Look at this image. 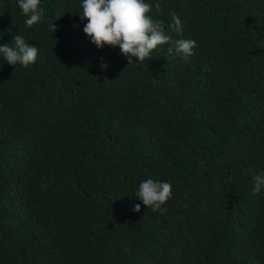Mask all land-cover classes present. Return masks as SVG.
Returning a JSON list of instances; mask_svg holds the SVG:
<instances>
[{"label": "trees", "instance_id": "trees-1", "mask_svg": "<svg viewBox=\"0 0 264 264\" xmlns=\"http://www.w3.org/2000/svg\"><path fill=\"white\" fill-rule=\"evenodd\" d=\"M149 2L171 40L129 62L80 0L31 27L0 0V43L39 49L0 59V264H264V0ZM148 177L173 185L163 211L136 197Z\"/></svg>", "mask_w": 264, "mask_h": 264}, {"label": "clouds", "instance_id": "clouds-1", "mask_svg": "<svg viewBox=\"0 0 264 264\" xmlns=\"http://www.w3.org/2000/svg\"><path fill=\"white\" fill-rule=\"evenodd\" d=\"M16 3L24 16L26 27L42 20V0H16ZM154 6L160 11L159 0H156ZM152 7L149 0H80L79 13L82 21L87 18L83 31L98 48L105 44L118 46L119 52L131 62L133 57L137 60L151 57L158 45L171 40L161 21L151 15ZM173 21L174 30L181 32V21L174 13ZM49 27L55 31L57 26L52 23ZM11 41L14 43H0V59L24 67L36 62L39 49L35 43L26 41L19 33ZM174 44L176 52L184 58L191 56L197 46V42L190 38L176 39ZM102 67H107V64H102ZM252 182L251 191L260 192L264 188V170L255 173ZM172 189L170 181L148 177L140 181L136 197L154 212L163 211L162 205L172 196ZM140 208V203L133 206L134 211Z\"/></svg>", "mask_w": 264, "mask_h": 264}]
</instances>
